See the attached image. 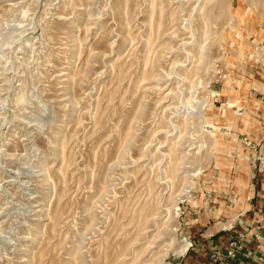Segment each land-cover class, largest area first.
I'll list each match as a JSON object with an SVG mask.
<instances>
[{
	"label": "rangeland",
	"instance_id": "obj_1",
	"mask_svg": "<svg viewBox=\"0 0 264 264\" xmlns=\"http://www.w3.org/2000/svg\"><path fill=\"white\" fill-rule=\"evenodd\" d=\"M260 236L264 0H0V264H264Z\"/></svg>",
	"mask_w": 264,
	"mask_h": 264
},
{
	"label": "crops",
	"instance_id": "obj_2",
	"mask_svg": "<svg viewBox=\"0 0 264 264\" xmlns=\"http://www.w3.org/2000/svg\"><path fill=\"white\" fill-rule=\"evenodd\" d=\"M256 238V237H255ZM260 240H262L263 238H261V236H260V238H259ZM259 244H264V241L262 240V241H260V243ZM249 247H251V246H249Z\"/></svg>",
	"mask_w": 264,
	"mask_h": 264
}]
</instances>
